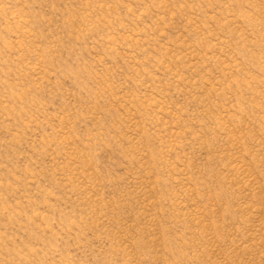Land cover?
Returning <instances> with one entry per match:
<instances>
[{
	"label": "rangeland",
	"instance_id": "rangeland-1",
	"mask_svg": "<svg viewBox=\"0 0 264 264\" xmlns=\"http://www.w3.org/2000/svg\"><path fill=\"white\" fill-rule=\"evenodd\" d=\"M0 264H264V0H0Z\"/></svg>",
	"mask_w": 264,
	"mask_h": 264
}]
</instances>
